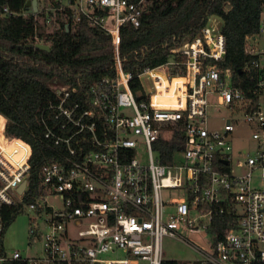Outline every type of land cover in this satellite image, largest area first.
Instances as JSON below:
<instances>
[{
    "label": "built area",
    "instance_id": "obj_1",
    "mask_svg": "<svg viewBox=\"0 0 264 264\" xmlns=\"http://www.w3.org/2000/svg\"><path fill=\"white\" fill-rule=\"evenodd\" d=\"M145 3L36 0L35 9L21 12L102 30L112 47L113 76L96 79L86 99L75 95V86H56L37 109L35 121L53 156L38 169L33 190L32 145L7 133L9 119L0 113V264H161L164 237L196 250L194 264H264V44H258L264 23L243 41L244 52L255 56L246 66L255 73L250 97L221 65L226 39L216 15L173 47L168 60L142 69L134 92L132 74L122 69L120 35L125 24L139 26ZM14 14L8 7L0 13ZM219 108L227 117L221 128H209V109ZM242 125L252 148L232 145L234 128ZM178 131L182 149L163 164L154 143ZM51 196L60 209L49 204ZM13 206L34 213L28 235L30 244L42 241L39 255L4 248V208ZM215 213L231 217L221 237ZM120 250L123 258H101Z\"/></svg>",
    "mask_w": 264,
    "mask_h": 264
},
{
    "label": "trees",
    "instance_id": "obj_2",
    "mask_svg": "<svg viewBox=\"0 0 264 264\" xmlns=\"http://www.w3.org/2000/svg\"><path fill=\"white\" fill-rule=\"evenodd\" d=\"M27 0H0L14 15H0V113L9 119L6 131L32 145L29 185L37 187V171L53 156L35 121L37 109L56 86L76 87L75 95L87 98L89 86L101 76H113V54L109 37L85 21L69 23L60 15L47 22L40 13L22 15ZM228 8V9H227ZM264 0H146L140 24L121 29L119 55L122 69L132 74L131 89H139L137 74L168 60L170 50L191 39L211 15L222 20L226 56L221 62L231 70V79L248 97L255 73L246 66L255 56L243 50L244 37L259 32ZM47 45L48 50L37 47ZM181 60L178 53L174 54ZM42 87L39 94L35 87ZM30 134L36 137L30 136ZM182 134L160 137L154 143L157 159L168 164L182 149ZM26 199H30L28 195ZM5 228L18 214L16 206L4 208ZM231 217L215 213L218 237L229 227ZM5 264H14L6 262ZM161 264H181L164 259Z\"/></svg>",
    "mask_w": 264,
    "mask_h": 264
},
{
    "label": "rangeland",
    "instance_id": "obj_3",
    "mask_svg": "<svg viewBox=\"0 0 264 264\" xmlns=\"http://www.w3.org/2000/svg\"><path fill=\"white\" fill-rule=\"evenodd\" d=\"M262 19H264V10H262ZM258 44H264V33L258 37ZM227 117V112L223 108L218 110L209 109L208 125L209 128H221L223 120ZM253 140L250 137L249 128L245 125L235 126L233 131L232 145L237 148H252ZM256 183H258L256 181ZM49 204L54 209H60L62 204L59 198L49 197ZM34 219L32 211L24 210L18 213L13 221L5 228L2 242L8 253L13 249L18 250L22 256L39 255L42 248V241L35 240L30 244V237L28 235L29 228ZM40 228L44 230V225L40 220ZM192 241L197 245H202V239L197 235L191 236ZM162 257L163 259H174L180 261L181 264H194V260L199 257V253L185 242L175 238L164 237L161 241ZM125 253L123 251H116L114 253L108 252L101 255V258H123Z\"/></svg>",
    "mask_w": 264,
    "mask_h": 264
},
{
    "label": "water",
    "instance_id": "obj_4",
    "mask_svg": "<svg viewBox=\"0 0 264 264\" xmlns=\"http://www.w3.org/2000/svg\"><path fill=\"white\" fill-rule=\"evenodd\" d=\"M30 5H31V7H33V9H35L36 8V0H31V2L30 1L26 2L27 7ZM37 47L42 48V49H46V50L49 49V47L47 45H44V44H37ZM24 185H25V181L21 184V186L19 187V190H21L24 187Z\"/></svg>",
    "mask_w": 264,
    "mask_h": 264
},
{
    "label": "crops",
    "instance_id": "obj_5",
    "mask_svg": "<svg viewBox=\"0 0 264 264\" xmlns=\"http://www.w3.org/2000/svg\"><path fill=\"white\" fill-rule=\"evenodd\" d=\"M262 23H264V19H262V14H261V19H260V22H259V28H260V26H261Z\"/></svg>",
    "mask_w": 264,
    "mask_h": 264
}]
</instances>
